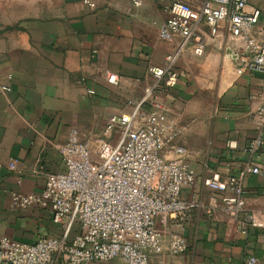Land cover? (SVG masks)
I'll return each mask as SVG.
<instances>
[{
	"label": "crops",
	"instance_id": "obj_1",
	"mask_svg": "<svg viewBox=\"0 0 264 264\" xmlns=\"http://www.w3.org/2000/svg\"><path fill=\"white\" fill-rule=\"evenodd\" d=\"M138 1L96 0L90 9L82 0H0V239L61 235L48 210L14 208L13 192H39L49 176L65 170L59 147L71 127L94 148L112 114L132 112L141 102L152 106L143 100L154 87L171 118L185 126L179 142L188 148L197 185L183 197L207 204L213 191L206 177L239 174L250 160L261 171L243 177L246 206L239 218L208 214L201 203L185 218L160 223L165 237L180 228L189 245L178 254H152L151 264H248L251 256L264 264V144L248 150L261 128L264 74L237 73V48L225 31L223 44L208 36L201 56L186 49L176 63V85L157 83L149 67H163L178 38L159 35L166 1ZM248 5L259 7L264 19V0ZM108 72L119 76L118 84L108 81ZM251 213L262 226L245 227Z\"/></svg>",
	"mask_w": 264,
	"mask_h": 264
},
{
	"label": "built area",
	"instance_id": "obj_2",
	"mask_svg": "<svg viewBox=\"0 0 264 264\" xmlns=\"http://www.w3.org/2000/svg\"><path fill=\"white\" fill-rule=\"evenodd\" d=\"M164 1L168 15L160 23L159 35L165 41L178 38V43L166 55L163 67H149L157 83L176 85L180 77L176 63L186 49L192 47L201 56L208 36L223 44L225 31L230 33L228 44L237 48V73L264 74V19L259 7L249 9V0ZM82 2L90 9L97 5L96 0ZM107 79L119 83L115 72H108ZM148 99L152 100L149 108L141 102L132 112L112 114L94 148L81 138L77 127L70 128L59 147L65 170L49 176L39 192L12 194L16 209L38 205L48 210L62 226V234L34 242L3 236L0 264H151L152 254L188 249L180 228H172L165 237L159 225L171 217L185 218L202 203L195 196L183 197L185 189L197 185L188 148L179 142L185 126L171 118L156 99L154 87L143 102ZM257 118L261 128L249 143L251 153L264 144V103L257 109ZM115 133L116 140L112 139ZM10 168H17L16 160ZM260 171L250 160L239 174L206 177L204 184L213 191L208 203H202L206 212L221 210L239 218L246 206L243 177ZM243 224L262 226L263 222L251 213ZM257 261L251 256L248 264Z\"/></svg>",
	"mask_w": 264,
	"mask_h": 264
},
{
	"label": "rangeland",
	"instance_id": "obj_3",
	"mask_svg": "<svg viewBox=\"0 0 264 264\" xmlns=\"http://www.w3.org/2000/svg\"><path fill=\"white\" fill-rule=\"evenodd\" d=\"M78 231V226L77 225H75V227H74V233L75 232H77ZM105 264H123L122 262H120V261H115V262H106Z\"/></svg>",
	"mask_w": 264,
	"mask_h": 264
}]
</instances>
